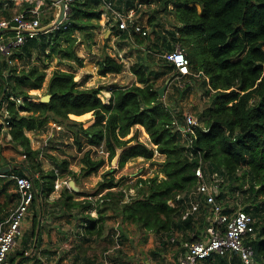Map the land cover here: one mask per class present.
I'll return each mask as SVG.
<instances>
[{"label": "trees", "instance_id": "obj_1", "mask_svg": "<svg viewBox=\"0 0 264 264\" xmlns=\"http://www.w3.org/2000/svg\"><path fill=\"white\" fill-rule=\"evenodd\" d=\"M125 1L127 7L135 4V0ZM139 2L156 3L154 10L174 16L179 26L169 34L185 50L192 71L203 74L202 78V74L190 76L186 91L175 85V94L183 98L192 93L198 78L202 80L207 99L198 114V125L183 133L182 129L188 127L182 110L173 109L160 96L161 87H157L155 80L173 70V64L168 62L167 70L161 71L154 63H135L130 70L140 85L128 87L81 88L72 72L54 70L48 82L51 100L35 101L38 98L30 92L43 88L46 68L56 57L84 64L77 47L94 40L93 31L98 28L94 21L101 20L103 10L101 0H78L72 4L63 26L28 41L15 51L12 64L0 60V110L6 104L10 115L7 132L11 138L6 144L26 156L18 168L0 177L7 180L0 191L16 186L12 175L34 178L36 188L45 193L54 190L55 182L63 176L55 169L46 171L43 158L47 149H33L27 134L45 133L49 123L54 122L61 126L60 135L72 139L81 153L82 176L104 169L118 150L122 151L119 168L133 158L152 160L156 152L164 156L160 163L164 177H139L134 184L136 194L128 201L123 199L124 192L111 191L120 185L116 179L118 169L107 170L97 184L98 189L110 190L104 197L105 205L117 209L124 220L144 230L169 235L175 228L192 225L190 219H179L181 211L169 201L196 185L195 170L200 165L208 178L221 180L223 187L230 180L239 183L238 190L249 193L248 199L243 196V203L250 204L246 211L256 220V237L252 242L256 263L264 264V0ZM149 22L155 26L153 18ZM76 32L82 34V39L76 37ZM172 48L168 46L167 50ZM98 66L101 76L125 70V65L108 53L98 61ZM103 91L112 92L108 103L101 98ZM13 97L21 99V104ZM88 118L90 126L84 127L81 120ZM136 125L145 128L150 144L157 148L142 143L138 133L126 139ZM60 142L65 140L61 138ZM100 148L105 154H99ZM10 161L16 162L13 158ZM57 162L61 171L77 180L67 158ZM246 184L248 189L244 190ZM4 209L5 205L0 204V222L5 220ZM99 222L93 221L91 226ZM207 261L230 264L227 257L219 255ZM14 262L15 258L10 256V263ZM232 262L241 264L238 257Z\"/></svg>", "mask_w": 264, "mask_h": 264}, {"label": "crops", "instance_id": "obj_2", "mask_svg": "<svg viewBox=\"0 0 264 264\" xmlns=\"http://www.w3.org/2000/svg\"><path fill=\"white\" fill-rule=\"evenodd\" d=\"M50 3L49 0L46 1L41 17L42 22L47 17L48 19L54 18V21H56L60 14V8ZM31 4L28 0L4 1L0 6V19L10 18L17 12L29 8ZM155 4L141 3L139 0H135L134 6L127 7L125 0H114L113 12L111 10L107 11L102 4L103 13L101 20H99V22L102 21L100 26H104L103 19H105L104 21L110 27L106 36L122 37L125 40L124 43L129 45L130 55L126 57L128 64H132L128 66L129 74L135 78L134 83L138 85L140 84L137 82V77L131 72L130 68L135 63L143 61L148 65H153L156 62L154 65H158V71L167 70L168 64L162 58V53L167 50L168 46L172 48L177 43L169 34L179 26L174 16L157 12L154 10ZM151 18H153L155 26L150 24ZM171 18L174 19L172 23L169 21ZM122 20L127 22L128 29L120 27ZM137 25L143 26L144 30H148V34L144 35L136 32L135 27ZM138 39L140 40L138 41ZM132 51H137V54L134 55L137 56L135 63L132 61L134 58ZM123 61L125 62V57H123ZM125 73L124 70L121 74L100 76L103 80L113 76L115 77L114 82L117 83V80H121ZM195 74V76L201 75L200 73ZM160 80L164 81V85L167 84L164 95L171 94L168 98L170 100L175 99L178 96V94H175V85L178 86L175 81H179L175 68L155 80L156 85ZM182 84L186 86L187 83ZM117 85L124 86L122 84ZM125 86L128 87V85ZM102 93L110 100L111 91H103ZM171 96L173 98H170ZM55 125L57 126V124ZM60 127L58 126L59 129H61ZM134 127L145 130L141 125ZM31 133L28 132L27 134L32 139ZM10 138L7 129L1 127L0 121V148L1 146L5 149L11 148L10 145L6 144ZM148 139L150 141V137ZM152 147L157 148L153 145ZM99 154L101 153L99 152ZM14 156H7L0 149V163H2V166L23 163V156L22 158ZM65 156L71 162L70 170L77 173V180L72 175L64 172L63 177L55 182V188L50 193L43 192L39 187L36 188V200L22 224L21 234L17 236L16 246L11 254V257L15 258L14 264H174L185 253L186 242L203 238L204 232L210 224L208 210L203 209L198 215L183 219L182 214L190 205V200L175 198L173 199L175 205L172 207L179 208L181 211L179 219L181 221L190 219L191 226L175 228L169 235L141 229L137 224L124 220L117 209L104 204V201H106L104 197L110 190L98 189L97 184L109 169L100 170L101 172L89 176H82L80 174L83 167V164L80 163L81 153L75 149V153L67 151ZM157 157L161 158L160 162H163L164 156L158 153ZM12 158L16 162L9 163L8 161ZM75 161L80 165V169L71 167V164ZM91 177L95 180L94 186L91 180L86 181ZM71 180L75 181L79 191H75L70 187ZM6 182V179H0V187ZM111 191L118 192L117 188ZM237 192L240 193L241 191L238 190ZM225 193L223 187V194ZM236 193H231L227 197L222 194V202L229 207L234 205L233 200L230 199H234ZM134 194L130 196L125 194L124 201H128ZM241 194L242 197L248 199V192L245 194L241 192ZM243 201H245L244 198ZM18 203L19 195L15 184L2 192L0 191V204L5 205L2 212L4 219L8 217L11 210ZM244 205L245 207L250 206L249 203ZM97 220H100V222L92 227L93 221ZM173 238H176V240L172 241ZM229 263L233 264L232 261H229ZM199 264L211 263L205 260Z\"/></svg>", "mask_w": 264, "mask_h": 264}, {"label": "built area", "instance_id": "obj_3", "mask_svg": "<svg viewBox=\"0 0 264 264\" xmlns=\"http://www.w3.org/2000/svg\"><path fill=\"white\" fill-rule=\"evenodd\" d=\"M4 1L20 0H0V5ZM28 1L32 3L29 8L17 12L10 18L0 19L1 62L12 64V56L16 50L25 46L28 41L37 37L40 33H45L48 30V27L43 26L41 19L47 0ZM49 1L51 5L59 8L60 3L65 4L66 15L64 21H67L72 4L78 0ZM101 1L107 11H114V0ZM120 27L128 29L127 22L122 20ZM135 31L144 35L148 34V30H144L143 26L139 25L135 27ZM162 58L173 64L180 83L186 84L190 82V76L196 75L192 71L190 60L185 50L179 43H175L171 50L164 51ZM12 99L17 102L21 101V99L14 97ZM9 116V111L5 104L0 110V121L4 129L10 126ZM183 117L188 127L187 130L182 129L183 133H187L190 127L198 125L197 118L191 111L183 112ZM178 121H176V124L179 126ZM191 142L192 140L190 139ZM99 152L105 154L102 148H100ZM198 154L199 156L201 155L200 152ZM190 155L193 156L194 152L190 151ZM23 157L25 158L26 156L23 155ZM195 175L197 179L196 185L189 191L180 193L176 199L190 200V205L182 214L183 219L196 216L203 209H206L209 212L208 220L210 224L206 228L203 238L185 243V253L174 264H199L201 261L208 260L216 255L227 257L230 261L238 257L241 264H257L256 253L252 243L256 237V220L246 211L241 192H237L235 198L230 199L233 200L234 205L226 206L221 200L223 194L222 181L208 178L202 165L196 168ZM10 178L16 182L19 203L11 210L8 217L0 222V264H11L10 256L16 246L17 236L21 234L22 224L36 199L34 178L16 175H12ZM169 204L174 206L175 201H169ZM175 240L176 238L172 239V241Z\"/></svg>", "mask_w": 264, "mask_h": 264}, {"label": "rangeland", "instance_id": "obj_4", "mask_svg": "<svg viewBox=\"0 0 264 264\" xmlns=\"http://www.w3.org/2000/svg\"><path fill=\"white\" fill-rule=\"evenodd\" d=\"M54 20H55L54 18L48 19L47 17L43 20V25L48 24L46 26L49 28L52 25H54L55 23ZM104 20L105 19H103L104 26L102 27L100 26V23H102V21L100 22L94 21V24L98 25L97 26L98 28L93 31L94 42L92 40H89L86 43H81L77 47L78 55L84 58L83 66H80L78 63L74 61L60 60L59 58L56 57L54 61L51 64H49L46 68L47 77L43 88L39 90H33L30 92V95L38 98L35 101H40L41 97L47 95L48 82L53 74V71L58 69L62 71L72 72L75 75V80L78 81L81 88H93L99 86L110 87L117 84H122L124 86L125 85L132 86L133 84H135L134 83L135 78H133V76H130L128 69V66L132 64L131 63L128 64V60L126 58L127 56L130 55V47L128 44L124 43L125 40L122 37L115 38L112 37L111 35L106 36V33H108L110 27ZM173 20L174 19L171 18L169 21L172 23ZM75 35L77 38L82 39L81 33L76 32ZM105 53H108L109 55L115 57L120 61L122 60L121 62H123V64L125 65L126 73L123 75L121 80H117L118 81L117 83L114 82L115 77L113 76L109 77L106 80H103L99 75L98 61L102 59V56ZM132 54H133L132 56L136 55L137 51H132ZM123 57H125V62L123 61ZM136 57L134 56L132 60L133 63L136 62ZM202 76L203 74L201 75V78ZM198 79L199 81H196V83H194L193 85L194 88L191 94L183 98L178 94V96L173 100H170L168 98L171 94L169 95L165 94L163 99L165 100V103L170 107H172L173 109H180V111L182 110V112L191 111L196 116L197 121L199 122L198 114L204 108V105L206 103L205 102L206 97L204 96L205 90L201 83L202 80L200 78ZM175 82L176 84H178V86H180L181 91H186V87L183 86L182 83H180L178 80H176ZM157 85L158 87H163L164 81L160 80L157 83ZM101 98L103 99L104 103L109 102L108 98L104 93H101ZM21 102L22 100L18 102V104H21ZM90 117L92 118L93 116L90 115ZM81 122H83L84 127H88L90 123V118L81 120ZM58 126L60 125L57 124L56 126L54 122H51L49 123V128L45 133L40 134V132H32L30 135L32 137L31 141H32L33 149H47V151L44 152V158H43L44 167L47 169V171L55 169L56 173H58L59 175H63L64 172L58 168L57 160H62L66 158L67 156H65V152L67 151H73L75 153V149L77 150V148L74 145L72 139L67 140L66 136L60 135L61 129H59ZM135 133H138L139 140L142 143H146L150 147L152 146L149 142L148 139L149 136L147 131H145L143 128L140 127L132 128L131 134L127 136L126 139L132 137ZM61 138L65 140V143L60 142ZM0 149L7 156L15 155L14 157L17 158H22L23 156L20 153H16L12 148L5 149L3 146H1ZM157 155L158 153L156 152L154 157L155 159L152 160H146L144 158H133L129 160L126 163V165L122 168H119V163L113 165V160H112L111 162H108L106 164L104 169H118L116 173V179L119 180L120 185L117 188V191L118 192L122 191L130 196L134 193L136 194V188L134 184L139 177H153L155 175L164 177V175H162L161 173V166H160L161 158L157 157ZM75 162L71 164V167H73V169H80V165L77 162L76 163ZM92 178L93 177L86 179V181L91 180L92 185L94 186L95 180ZM239 186H240L239 183L232 182L231 180L229 182H226L224 185V191L226 192L224 197H227V195H231L232 192L235 191L237 192L238 189L240 188ZM244 187H245L244 190L248 189L247 184Z\"/></svg>", "mask_w": 264, "mask_h": 264}, {"label": "water", "instance_id": "obj_5", "mask_svg": "<svg viewBox=\"0 0 264 264\" xmlns=\"http://www.w3.org/2000/svg\"><path fill=\"white\" fill-rule=\"evenodd\" d=\"M65 15H66L65 4L64 3H60V14H59L58 18L56 19L54 25L49 27L47 31L54 30V29H56V27L60 26L62 24V22L64 21V19H65ZM166 88H167V84L164 85L162 88H160L159 93H160L161 97H164V93H165ZM51 98H52V95L47 94V95L41 97L40 102H49L51 100ZM2 101H3V98L0 101V106L2 104ZM91 115L93 116L92 113H91ZM121 154H122V151L118 150L117 155L113 159V165H115L116 163H119ZM18 166L19 165H4V166L0 167V176L1 175H5L7 173H10L14 169L18 168ZM70 187L73 190H75V191H79V187L76 185L74 180H71Z\"/></svg>", "mask_w": 264, "mask_h": 264}]
</instances>
